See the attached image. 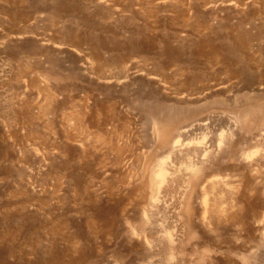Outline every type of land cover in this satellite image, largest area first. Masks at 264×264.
<instances>
[{
    "label": "rangeland",
    "instance_id": "obj_1",
    "mask_svg": "<svg viewBox=\"0 0 264 264\" xmlns=\"http://www.w3.org/2000/svg\"><path fill=\"white\" fill-rule=\"evenodd\" d=\"M0 264H264V0H0Z\"/></svg>",
    "mask_w": 264,
    "mask_h": 264
},
{
    "label": "bare ground",
    "instance_id": "obj_2",
    "mask_svg": "<svg viewBox=\"0 0 264 264\" xmlns=\"http://www.w3.org/2000/svg\"><path fill=\"white\" fill-rule=\"evenodd\" d=\"M188 130V129H187ZM153 131L154 130H152V133H153ZM189 133V131H184V132H182L181 134H179V137L177 138L178 140L176 141V142H174L175 143V146L176 147H180V148H182V150H185V152H183V154H185L186 156H190L191 157V160L193 161V163H191L192 161H190V159H189V161H190V163H188V165L189 166H191L190 168H189V174H184V175H175L174 174V172H172V173H169V175L165 172V170H163V169H160L159 170V172L157 173V175H156V179H157V183H164L163 185L165 186L166 184H165V182L167 183V184H176L177 185V183L179 184V185H181L182 184V188H184V189H186V186H188L189 184H190V181H189V178L188 177H193V178H196V174H197V172L198 171H200V170H202L203 169V167H202V165H203V163H204V160L207 158V155H208V153H209V150H208V147L205 145V144H203V143H196V145H194V146H192V147H189V145L188 144H185V143H183L185 140H187L186 138H187V134ZM152 138V137H151ZM174 146V147H175ZM220 147V143L218 144V146L217 147H215L216 149L217 148H219ZM181 150V149H180ZM217 151V150H216ZM189 157V158H190ZM199 167V169H197L198 167ZM188 166V167H189ZM202 167V168H201ZM167 169V168H166ZM172 171V170H171ZM179 171V170H178ZM176 173H178V172H176ZM200 173V172H199ZM203 173V172H202ZM179 174V173H178ZM204 175V174H203ZM179 176V177H178ZM198 178V177H197ZM200 178H202V177H200ZM155 183V182H154ZM156 184V183H155ZM170 184V185H171ZM167 186V185H166ZM169 186V185H168ZM173 186V185H172ZM172 186H170V187H172ZM184 186V187H183ZM156 187V188H155ZM155 189H154V193H155V195H153L152 196V194H151V196L152 197H150L151 199H150V205H152L153 207H158L159 206V194H160V192L161 191H163V190H161L162 189V187H161V189H160V186H156L155 185ZM175 187V186H174ZM179 187V186H178ZM166 188V187H165ZM182 188L181 189H179V191L180 190H182ZM176 189V188H175ZM178 189V188H177ZM176 189V190H177ZM161 190V191H160ZM151 191H152V188H151ZM165 191H166V189H165ZM168 191V190H167ZM183 191V190H182ZM170 192V191H169ZM176 192V191H175ZM178 192V191H177ZM151 193H153V192H151ZM183 193V192H182ZM182 193H181V196H183L182 195ZM166 194V193H165ZM170 194V193H169ZM174 194V193H173ZM178 194V193H177ZM163 195V194H162ZM167 195V194H166ZM171 195V194H170ZM174 196V195H173ZM182 198V197H181ZM214 208V207H213ZM155 210H157V209H155ZM213 211V210H212ZM222 215V214H221ZM226 215V214H225ZM224 215V216H225ZM231 216V215H230ZM230 216H228V217H230ZM210 217V216H209ZM209 219V218H208ZM211 220V219H210Z\"/></svg>",
    "mask_w": 264,
    "mask_h": 264
}]
</instances>
